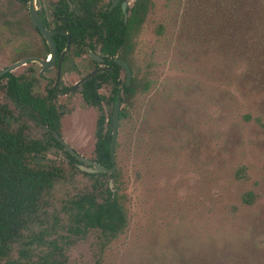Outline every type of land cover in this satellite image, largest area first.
I'll use <instances>...</instances> for the list:
<instances>
[{
    "label": "rangeland",
    "instance_id": "obj_1",
    "mask_svg": "<svg viewBox=\"0 0 264 264\" xmlns=\"http://www.w3.org/2000/svg\"><path fill=\"white\" fill-rule=\"evenodd\" d=\"M0 10L7 22L26 15L10 0ZM130 46L133 93L120 107L131 106L117 129L116 176L103 178L123 202L124 228L109 240L65 231L68 200L92 178L54 150L42 164L60 174L32 230L57 242L64 264H264V0H149ZM11 57L0 52V62ZM77 64L72 81L85 71ZM110 105L101 103L105 116ZM99 112L74 93L61 122L84 158H94Z\"/></svg>",
    "mask_w": 264,
    "mask_h": 264
},
{
    "label": "flooded vegetation",
    "instance_id": "obj_2",
    "mask_svg": "<svg viewBox=\"0 0 264 264\" xmlns=\"http://www.w3.org/2000/svg\"><path fill=\"white\" fill-rule=\"evenodd\" d=\"M10 1L23 7L26 15L22 18L8 15L11 21L7 22L4 20L7 14L0 10V52L9 48L12 53L8 62H0V70L18 60L24 61L0 74L1 137L9 133L17 134L20 147L23 150H29L26 158L29 164L42 165L44 159L41 155L44 152L61 150L67 157L69 165L83 174L104 172L105 175L101 177V181L103 184L106 183L107 188L113 192L110 183L103 178L111 177L110 174L115 173L114 169L110 172H88L81 169L79 167L82 166L81 164L85 165L83 167H91V165L81 162L66 150L68 145L79 155L63 140L60 129L73 94L76 93L84 104L99 109L97 117L100 114L104 116V123H107L109 119V123L104 126L108 132L117 90H120L121 105L124 96L122 85L127 87L132 80L127 54L131 49V36L136 29L133 27L130 30L128 47L125 46L127 47L124 52L125 58L119 56L120 46H117L112 55L104 53L96 33L91 35L85 30L80 35H75L70 29L73 22L80 20L93 21L100 27L111 21L124 22L135 0H32L33 10L42 28L49 34L50 41L43 36L37 26L33 25L29 14V0ZM8 27L12 30L7 33ZM7 34L13 35L11 41L7 39ZM116 59L123 60L129 68L130 75L127 83H125V71L115 61ZM77 62H80L82 66L86 65L78 68L80 71H85L72 81L74 66H78ZM119 71L123 72L122 79L118 78ZM89 73L91 75L83 79ZM88 81L90 82L87 84ZM103 87L108 88L109 94L103 95L100 92ZM102 102L111 104L108 116L101 112ZM67 154L74 157L75 161H72ZM94 158L86 159L96 162ZM110 167L111 163L105 168ZM57 177H53L51 183ZM87 192L95 194L93 187L82 193ZM57 238L64 240L65 236L58 235Z\"/></svg>",
    "mask_w": 264,
    "mask_h": 264
},
{
    "label": "trees",
    "instance_id": "obj_3",
    "mask_svg": "<svg viewBox=\"0 0 264 264\" xmlns=\"http://www.w3.org/2000/svg\"><path fill=\"white\" fill-rule=\"evenodd\" d=\"M148 4L149 0H135L124 22L111 21L101 28L93 21L80 20L73 22L70 30L75 35H80L85 30L91 35L96 33L104 53L112 55L117 46H120L119 56L125 58L130 30L133 27L137 29ZM142 91L143 89L141 93ZM122 92L126 98L132 96L133 80L127 87L122 85ZM129 106L131 103L120 108L119 120L128 117ZM103 123L104 116L100 114L94 131V159L102 166L109 167V135L104 127L109 119L107 123ZM28 153L29 150L20 147L17 134L0 135V264H64L57 242L41 237L40 232H45L43 229L32 230L33 223L38 218L36 213L41 194L49 187L53 177L59 176L60 168L29 164L26 160ZM67 156L75 161L74 157L69 154ZM87 175L93 178L95 194L81 193L68 200L65 230L77 232L80 229H94L99 237L109 240L121 232L126 224L123 202L115 191L111 192L106 183L101 181L104 172ZM110 176L115 178L116 174L112 173ZM24 238L26 239L23 240ZM34 242L37 246L43 245L45 249L34 252L31 246ZM16 243L19 245L15 246ZM13 248H16L15 255H12Z\"/></svg>",
    "mask_w": 264,
    "mask_h": 264
},
{
    "label": "water",
    "instance_id": "obj_4",
    "mask_svg": "<svg viewBox=\"0 0 264 264\" xmlns=\"http://www.w3.org/2000/svg\"><path fill=\"white\" fill-rule=\"evenodd\" d=\"M29 14H30V18H31L33 25L37 26V28L43 34V36L48 41H50L49 34L42 28V26H41V24H40V22L36 16V13L33 10L32 0H29ZM23 61L24 60H18L16 62L8 65L7 67L0 70V74L5 72V71L12 69L13 67H16L17 65L21 64ZM115 61L123 67V69L125 71V83H127L128 79H129V75H130V71H129L127 64L123 60H120V59H116ZM89 75H91V73L86 75L83 79H86ZM76 84L74 86H76ZM119 105H120V90L118 89L117 93H116L114 105H113L112 114H111L110 126L108 129V133L110 135L109 148H108V155H109V159H110V163H111L110 168H105L104 166H102V165H100L94 161L88 160L84 157L77 155L68 145H66V150L72 156H74L75 158H77L78 160H80L83 163H87V164L91 165V167L79 166L81 169L88 171V172H94V171L110 172L114 169V149H115V141H116V134H117V128H118Z\"/></svg>",
    "mask_w": 264,
    "mask_h": 264
}]
</instances>
